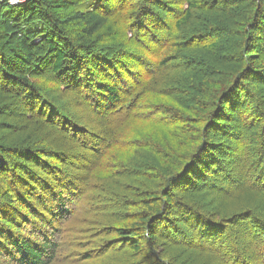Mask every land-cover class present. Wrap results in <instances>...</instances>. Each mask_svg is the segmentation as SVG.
I'll use <instances>...</instances> for the list:
<instances>
[{"label": "trees", "instance_id": "trees-1", "mask_svg": "<svg viewBox=\"0 0 264 264\" xmlns=\"http://www.w3.org/2000/svg\"><path fill=\"white\" fill-rule=\"evenodd\" d=\"M9 1L0 0V113L20 98L29 106V119L45 118L65 140H95L86 146L96 156L89 181L97 194L119 196L123 185L142 179L133 186L142 191L131 192L140 195L137 210L115 228L129 257L169 264L163 245L168 238L215 253L220 244L213 231L222 230L224 222L210 214L206 198L217 202L239 187L231 178L234 162L248 160L244 146L250 143L255 152L259 145L264 156V0ZM155 6L177 14L171 26ZM229 11L245 13L233 28L244 44L243 65L223 84L226 73L217 67V53L227 30L209 18ZM193 22L195 32L183 37ZM50 85L62 94L66 85L74 91L72 98L102 121V128L94 129L97 135L48 93ZM10 113L16 115H4ZM214 135L230 144L215 142ZM22 144L0 138V264H68L72 255L84 264H115L104 256L108 243L98 247L79 238L106 211L99 195L83 191L64 171L63 152L47 149L43 140L34 147ZM220 174L225 187L218 184ZM248 174L246 185L261 192L264 172ZM84 199L92 206L83 209ZM254 209L244 213L247 218ZM78 220L76 229L67 227ZM182 222L204 233L196 237L200 242L181 230ZM252 235L255 250L264 246L262 237ZM225 251L217 255L224 264L264 262L258 251L252 260Z\"/></svg>", "mask_w": 264, "mask_h": 264}, {"label": "rangeland", "instance_id": "rangeland-1", "mask_svg": "<svg viewBox=\"0 0 264 264\" xmlns=\"http://www.w3.org/2000/svg\"><path fill=\"white\" fill-rule=\"evenodd\" d=\"M183 1V0H178ZM176 7V6H175ZM182 8H185L184 5L181 6ZM157 12L163 13L166 16H168V24L171 26L173 23V20L176 18L177 14L174 11H167L165 10V7L163 6H155L154 8ZM226 10V9H225ZM180 11L178 8L176 10ZM227 12V11H225ZM224 12V13H225ZM230 12V11H229ZM232 13V14H231ZM235 12H230L229 14L225 15H209L211 16L209 18V21H213L212 25H216V21L219 22L218 25H221L222 28L227 30V35L219 41L220 50L217 53V67L220 68V71L225 72L223 76V84H225L228 81L229 75H237L238 71L242 68V55L244 51V44L242 43V40L238 38V33L236 31H233L236 27L237 22H241L245 19V13L239 12L236 14H233ZM164 15V16H165ZM209 16H203V17H209ZM208 21V22H209ZM1 22V21H0ZM112 23V24H111ZM111 26L114 25L113 21L110 22ZM109 24V25H110ZM207 22L204 24L206 25ZM189 26V25H188ZM196 26V23H192L189 27H187L185 30H183V37H187L192 35L195 30H193V27ZM219 28V29H222ZM184 29V28H183ZM201 29V27H198L196 30ZM1 30V25H0ZM192 31V32H191ZM199 31V30H198ZM1 32V31H0ZM132 38V34H128L127 39ZM185 39V38H184ZM137 49L141 50V47L139 45H136ZM219 49V48H218ZM218 51V50H217ZM196 52V51H193ZM193 52H187V53H193ZM197 54H202L205 56H208V53L204 52H196ZM186 54V53H184ZM208 58V57H207ZM239 67V69H237ZM186 66L183 65L182 68H185ZM188 69V67H186ZM174 71V70H173ZM172 72V71H171ZM229 72V74H228ZM38 73V72H36ZM49 74V73H48ZM45 77V76H44ZM220 77V76H219ZM218 77V78H219ZM46 78V77H45ZM56 83V82H55ZM54 83V85H55ZM49 87V94L56 99L58 103L63 105V107L71 112L74 116H78L76 113L79 114L78 121L85 125L86 128L93 130V135H97L95 128H102L103 124L102 121L99 119L96 121L94 119V116L90 115V113L87 112V110L84 108V106L80 103L79 98L73 97L74 91H71L68 85L67 90L64 94H62L61 89H56L55 86ZM65 86V87H66ZM56 89V90H55ZM63 90H65L63 88ZM20 93L23 91V89H19ZM13 107V108H12ZM29 106H26L23 102L20 103V98L15 102V106H11V108H8L6 111H2L0 113V138H2L8 145L12 142H15V144L23 143L22 145L28 146V147H34L37 145L39 140H43L45 147L47 149L52 150L56 153L63 152L66 154L67 157L66 162H63L64 171L69 172L74 179L77 181L76 184H78L81 189L87 192H92L96 195H99V207L104 208L103 213L101 217L97 218L96 222L93 225H89L86 228V234L80 235V241L88 244L94 243V246H98L101 244H105L104 242L108 243L110 246V251L104 255L110 257H113L111 259H115V264H157L156 260H144L141 257H134L132 258V255L130 257L127 255L129 253L124 247V245L121 244V242L116 241V233L115 228L122 224L125 219L133 214L135 210H137V201L140 195H132V193H138V191H142L143 188L139 186L138 188H134L135 184L140 183L142 179L140 180H133L132 182L128 184L123 185L119 191V196L117 194H113L109 191H101L99 194L97 192H94V182L89 181V178L91 176L90 173L92 171V161H95L96 156L91 153L90 148H87V144L89 142L94 143L95 140H92L90 138L82 139L78 138L77 142L74 140H65V136L60 134L58 130L53 128L52 126H48L45 122V118L41 116L35 117V119L31 120L29 119V115H32L30 112ZM11 111H16V115L14 114H8V116L4 115V113H8ZM189 123H187L188 125ZM185 128V131L191 132V129L182 124ZM192 128V127H191ZM193 129V128H192ZM194 130V129H193ZM213 139L217 143H225L226 145L230 144L229 141H224L223 137L220 136H213ZM9 141V142H8ZM100 142V141H99ZM102 142H100L101 146ZM89 145H92L89 143ZM252 145L249 143L248 145L244 146L243 151L245 150L247 154L248 160L246 159L243 162L235 161V174L234 177L231 178L234 182H236V186H239L236 191H232L233 187L229 188V192H233L236 194V197H233V193H229L226 197H222L219 201L213 202L210 199L206 198V201L209 204L210 207V214L211 215H217V222L222 221L224 224H222V230L216 227L218 230L213 231V237L212 239H217L220 245L216 244V247L213 249V252H206L202 250H194L191 249V247H188L184 242L171 239H166L165 243L163 244L165 247V250L168 252V256L172 262H169V264H224L221 263L218 259L217 255L219 253H226L225 250H228L227 252L228 257L230 255H233L240 259H245L247 257L255 258L256 255H260L264 253V246L262 244H257L258 248H253L252 241L249 239V236L252 234L257 233L260 237L264 239V188L261 187L262 191L259 192L255 189H252V187H248L247 180L245 176L249 175L248 172H252L254 176L256 174H261L264 172V156L260 157L261 153V146L257 145L256 151H252ZM254 149V148H253ZM160 151V150H159ZM151 152L154 153L155 156H157V153L154 152V150H151ZM161 152V151H160ZM71 155V156H70ZM260 158H259V157ZM221 158L228 160L225 158V156H221ZM259 158V159H258ZM49 159V158H48ZM35 161V160H33ZM146 162V161H145ZM32 167L36 165V163L31 162ZM146 177V176H145ZM120 179V177H119ZM115 185H119L121 182L119 180L114 181ZM218 184L221 187H225L226 182L224 180V176L220 174L218 179ZM251 184V183H250ZM110 189V188H107ZM221 189H217L216 193L221 192ZM122 192V193H121ZM124 192V193H123ZM211 192H208L210 194ZM126 194L127 198H124L123 195ZM199 196H202L205 194H198ZM118 196V197H117ZM87 197V195H86ZM85 197V199H86ZM121 197L125 200H122ZM237 198V200H236ZM84 199V204H82V208L84 209V206H92L87 203V200ZM235 201V202H234ZM200 205H204L205 200H199ZM239 202L240 207L234 208L231 207V204ZM255 207L253 210L254 215L253 217L247 218V214H244L248 211V208ZM220 215V217L218 216ZM225 218V219H223ZM256 219V221H255ZM231 222L230 224H228ZM221 223V222H219ZM80 225V221L78 220L77 223H72L68 225V228H71V230L76 229L77 226ZM179 227H181V230L183 229L187 234L190 235L193 241L196 239V243L200 242L196 237L200 234L199 230H195L191 228L190 225H186L182 222V224H178ZM68 233V237L72 235V232ZM254 236V235H252ZM218 237V238H217ZM77 237L76 242L80 243L78 241L79 239ZM262 238H258L259 240H263ZM85 240V241H84ZM187 242V240H185ZM258 243V241H256ZM112 243V244H111ZM72 245L75 247H78L79 245L72 243ZM201 245H206L205 242H201ZM93 246V247H94ZM213 248V247H209ZM260 248V249H259ZM225 249V250H224ZM221 250V251H220ZM263 250V251H262ZM223 251V252H222ZM259 252L260 254H257L256 252ZM261 251V252H260ZM81 251H79L77 254H80ZM230 253V255H229ZM130 254V253H129ZM97 255H100L98 253ZM96 255V256H97ZM79 256V255H77ZM94 257L95 262L100 260V256ZM155 258V257H154ZM152 259V258H151ZM147 261V262H146ZM84 264L83 262L77 261L75 259V256L72 255V261H70L68 264ZM264 264V262L259 263Z\"/></svg>", "mask_w": 264, "mask_h": 264}, {"label": "built area", "instance_id": "built-area-1", "mask_svg": "<svg viewBox=\"0 0 264 264\" xmlns=\"http://www.w3.org/2000/svg\"><path fill=\"white\" fill-rule=\"evenodd\" d=\"M9 2H10L12 5H14V4H19V3H21L22 0H10Z\"/></svg>", "mask_w": 264, "mask_h": 264}]
</instances>
